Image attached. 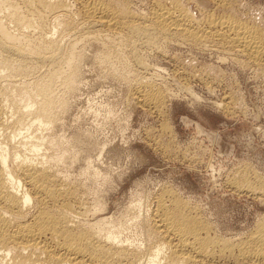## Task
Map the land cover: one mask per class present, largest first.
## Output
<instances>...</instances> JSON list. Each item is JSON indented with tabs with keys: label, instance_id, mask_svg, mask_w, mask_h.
Instances as JSON below:
<instances>
[{
	"label": "rangeland",
	"instance_id": "1",
	"mask_svg": "<svg viewBox=\"0 0 264 264\" xmlns=\"http://www.w3.org/2000/svg\"><path fill=\"white\" fill-rule=\"evenodd\" d=\"M109 1L124 3L135 15L148 16L156 7V0ZM68 2L74 5L73 0ZM182 4L197 22L226 17L257 30L264 50V0H227L220 5L212 0H184ZM72 10L76 14L79 6ZM54 23L50 22L52 29L59 28ZM94 36L75 37L77 43L74 36L63 34L65 45L78 44L74 48L82 57L76 54L78 78L72 90L65 91L59 84L56 87L58 99L66 105V111L63 108L57 113L58 124L46 132L34 129L38 136L49 132L56 144L67 150L69 159L66 156L64 165L69 167L62 166L67 173L60 169L71 182L83 183L79 212L85 209L91 223L107 219L104 229H117L122 240L129 238L147 252L162 241V235L150 221L137 216L146 217L161 195L170 194L166 199L182 200L185 214L200 219L198 227L210 229L209 237L218 236L228 246L232 242L229 251L221 246L225 252L215 250L210 255L212 262L199 264H264L258 244L251 243L248 248L243 244L246 237L251 239V232L256 234L259 223L264 227V63L254 65L246 56L213 40H206L203 47L179 38H159L156 45L143 43L136 50L144 69L132 56L127 58L132 51H120L121 57L118 49L108 48L104 35H100L101 41L99 35ZM108 51L113 53L115 66L103 58L99 61ZM119 58L125 59L126 66L129 62L130 71L121 66ZM138 78L163 91V106L146 109L135 102L131 91ZM49 150V156L59 152L57 148ZM87 160L90 164L92 160L91 167ZM90 169H95L91 170L94 174L98 171L96 176ZM251 256L260 259L256 262Z\"/></svg>",
	"mask_w": 264,
	"mask_h": 264
},
{
	"label": "bare ground",
	"instance_id": "2",
	"mask_svg": "<svg viewBox=\"0 0 264 264\" xmlns=\"http://www.w3.org/2000/svg\"><path fill=\"white\" fill-rule=\"evenodd\" d=\"M68 1L0 0V264L212 262L214 260L210 256L212 252L224 250L222 247L227 249L232 242H229L228 246V243L218 239V236L209 237L210 229L198 227L200 219L196 221L193 216L189 218L190 216L185 214L186 205L181 202L182 200L166 199L170 194L161 195L146 217L145 215L141 217V213L139 215V208L133 209L138 210V219L150 221L152 227L154 226V229L162 235V241H158L159 243L152 246L153 248H148L147 252L146 249L144 251L143 247L141 248V244L133 245V241L129 242V238L122 240L123 238L118 235L121 232L116 233L118 231L116 228L117 231L104 229L107 219L88 222L85 209L82 212L84 214L79 212L83 204L81 196L83 183L71 182L68 174L64 175L67 172L62 166L69 159L66 155L68 159L65 161L67 150L56 144L51 137L52 134L49 136L48 132V136L41 135L38 129L45 132L50 128L52 130L51 126L57 123L56 119L59 117L57 113L66 106L60 101V96L58 99L56 87L60 85L65 91L75 87L78 78L77 63L78 58L81 57L80 54L75 53V45H78L74 44L77 42L75 37L104 35L108 48L118 49L117 53L121 51L122 54L123 51H132L133 54H128L127 58L130 59L132 56L136 65L143 68L144 63L136 54V50L143 43L142 46L156 45L159 38L164 40L179 38L182 42L184 40L195 45L199 43L203 47L206 40H213L221 43L224 49L246 56L249 62L259 66L260 63H264L260 34L246 24L226 17H207L205 20L202 18L203 22H197L198 20L192 19L189 11L187 13L186 7H183L184 0H156V7L153 12H148V16L135 15L134 11L132 13L124 3L109 0H73L74 5L79 6V11L75 14L72 10L74 5L71 6ZM212 1L218 5L227 2V0ZM52 20L59 26L56 27L58 29H52L54 28L50 24ZM63 34L68 37L74 36L76 42L71 44L65 39L68 41L66 44L70 43L65 45ZM96 39L98 38L96 37L95 41ZM104 52L102 50V53ZM110 54L109 51L103 54L105 56L101 54L99 61L103 58L110 63L114 58H111L113 53ZM119 59L123 61L121 66H126L125 59ZM104 61L101 62L104 64L106 63ZM128 64L127 69H129ZM137 80L139 81L136 85L132 86V98L141 107L158 109L163 103V91L161 93V89L159 90L152 82L150 84L147 81L144 84L139 78ZM34 129L38 130L39 136L35 135ZM82 145L84 146L83 143ZM49 148L51 150L57 148L59 152L49 156L47 155ZM87 163L89 167L88 160ZM91 165L92 160L90 167ZM61 167L66 173H62ZM91 170L95 171L90 169V172ZM84 172L81 171V175ZM96 173L93 172L95 176ZM234 188L243 190L241 186L235 185ZM140 210L143 214L147 213ZM91 212L88 213L91 215ZM259 225L261 227L257 225L255 235L252 236L251 232L250 240L249 237L245 238L249 240L248 243L247 240H244V243L239 242L247 248L251 243H256L257 248H261V252L257 251L264 254L262 251L264 227L260 223ZM241 255L243 256V253ZM259 259L258 256L252 257L256 262Z\"/></svg>",
	"mask_w": 264,
	"mask_h": 264
}]
</instances>
